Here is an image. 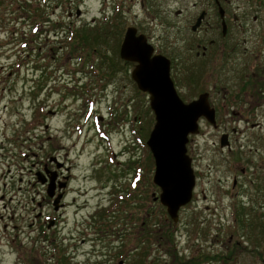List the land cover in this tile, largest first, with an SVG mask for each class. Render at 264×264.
<instances>
[{
  "label": "rangeland",
  "instance_id": "obj_1",
  "mask_svg": "<svg viewBox=\"0 0 264 264\" xmlns=\"http://www.w3.org/2000/svg\"><path fill=\"white\" fill-rule=\"evenodd\" d=\"M200 4V0H0V125L11 129L16 126L18 170L29 167L30 160L22 156L31 149L39 154L35 161L41 156L46 159L48 154L43 152L47 149L55 156L68 152L75 167L73 185L75 189L78 187L77 192L70 193V201L73 196L76 201L67 208V218L52 230L42 220L30 226L32 214L28 207L33 194L18 193L17 217L10 222L11 230L0 238V264H62L59 261L62 253L73 264H122L126 254L123 257L119 251L123 243L129 247L126 264H131L138 256L137 242H127L125 235L116 234L123 221L117 222L114 218L115 234L101 239L94 231L92 219L93 211L102 205L115 210L118 217L127 199L130 210L131 205L138 209L135 203H143L140 206L144 220L150 217L145 234L157 235L155 240H147L140 246L139 252L147 248L144 264H171L172 261L186 264L194 234H219L226 248L237 243L234 252L229 253L234 256L229 261L232 264H264V225L261 227L264 224V127L252 130L243 120L248 115L233 113H222L224 125L219 130L200 122V132L191 135L188 143L198 179L195 194L181 209L178 222L172 223L166 208L153 199L154 158L153 170H145L148 151L142 133L152 117L153 128L155 115L149 95L140 91L132 79L134 64L122 60L120 48L119 54L116 53L112 38L108 44L97 46L112 57L118 68L123 67L113 74V85L102 90L99 85L107 84L101 81V75L107 71V66L100 64L102 58L97 54L88 58L86 53L83 57H74L58 39L66 35L69 25L79 30L84 25L96 27L109 21L113 7L117 6L123 11L127 26L135 25L139 32L145 33L162 54L171 58V45L177 37L185 47L177 49L185 53L184 59L198 62L196 50L188 53L185 42L194 38L190 27L199 15ZM77 7L81 12L76 16ZM226 7L231 14L254 12L248 0L226 3ZM71 10L73 16L69 18ZM40 15V22L49 19V23H44L48 31L43 29L33 34L32 27L38 24ZM245 19H248L244 23L247 27L260 25L253 23L249 16ZM57 22L63 27L55 28ZM242 36L249 38V33ZM177 67L178 72L173 69L176 74L184 72L180 64ZM196 70L202 74V67ZM115 87L123 88L116 104L112 94ZM99 114L105 117L104 121L97 120ZM118 115L122 118L120 122L115 117ZM45 124L51 128L48 141L40 139V125ZM25 126L29 130L28 141L23 136ZM222 131L230 134V148L220 145ZM138 176L142 177L139 190L143 199L132 188ZM235 177L239 181L234 186ZM38 195L41 197L34 193L40 199ZM53 210L52 204L43 209L50 216ZM14 223L17 230L13 228ZM15 232L18 235L11 243L8 238ZM169 233L175 245L167 239L159 240L160 235ZM232 236L234 241L230 242Z\"/></svg>",
  "mask_w": 264,
  "mask_h": 264
},
{
  "label": "flooded vegetation",
  "instance_id": "obj_2",
  "mask_svg": "<svg viewBox=\"0 0 264 264\" xmlns=\"http://www.w3.org/2000/svg\"><path fill=\"white\" fill-rule=\"evenodd\" d=\"M233 1L239 0H200L201 10L195 22H192L193 24L191 23L190 27L194 38L185 42L188 53H192L196 50L198 62H194L190 58H188V60L184 59L185 53L179 52L177 49L185 47L181 44L182 41H178L176 37L171 45V76L184 102L190 103L197 100L200 95H203L209 112L212 110L214 113V122L211 121L209 117L202 116L199 120V124L200 122L201 124L205 122L210 126L212 125L214 130H219L221 126L224 125L222 113L242 114L248 115L249 117H247V119L240 118V120L243 119L246 125H250L252 130L257 131L264 127V0H248L250 10H254L253 14L241 11L239 15L236 12L231 14L226 7V3L230 4ZM75 9V14L77 16V10H81V8L77 7ZM68 16L69 18L73 16L72 10L69 11ZM247 16H249L253 23H260V25L245 26L246 24L244 25V23L248 21V19H245ZM200 18L199 25L194 28ZM45 22L49 23V19L43 20L42 22L37 21L38 24L32 27L33 34L42 32L43 29V32H47L48 28L44 25ZM246 33H249V38L242 36ZM153 46L155 48L153 54L161 53L157 46L154 44ZM111 62L112 61H110V64H107V71L101 75V81H106L107 83L99 85L102 90L113 85L111 78L114 73L123 70V67L118 68L115 63L113 67ZM199 62L200 65L197 64ZM131 63H133L134 66L136 65L134 62ZM179 64L182 66L184 72L178 75L176 73L178 72L177 66ZM198 66L200 68L202 67V74L189 72L190 68L196 69ZM174 68L177 72H174ZM3 90H6L5 86H3ZM112 90V94L115 95L114 98L116 100L114 104L119 103L123 88L115 87ZM187 90L188 93H186ZM113 110L114 108L111 107L110 111L112 112ZM50 113H54L53 110H50ZM115 117L117 118V122L122 121L121 116L118 115ZM104 118L102 114L97 115V120L99 122L104 121ZM27 126L24 128L25 135L23 136H25V140H27L26 135L29 131L26 128ZM40 129V139H47L46 141L50 140V125H40ZM12 130L13 133L11 132ZM15 130V125L13 129L8 125H0V238L6 235L4 232L11 230L10 222L17 217L15 205L18 201V193L27 192L33 194L30 196V206L28 207L32 214L30 226L42 220L44 226L46 225L47 228L52 230L59 228V225L67 218V208L71 207V202L73 200L76 201V197L74 196L72 201H70V193L77 192L78 190V187L75 189L73 185L75 167L73 162L69 160L68 152L64 156H55L51 155L50 150L47 149L43 152V155L48 154L47 158L44 159L43 156H41L39 161H35L34 158L38 153L36 154L30 148L31 152L28 153L26 151L23 153L24 156H22L24 160H30L29 167L25 166L26 169L24 171L23 169L19 171L18 146L15 140L17 134ZM138 130L139 129H137V131ZM137 131L136 135L140 138ZM139 132L141 134L140 130ZM223 134L229 133L222 131L220 135L221 138ZM240 155L242 156L241 153ZM140 176L136 177V181L132 184L133 186H131L134 188L133 190H138L137 195L142 198V193L139 190L142 178ZM245 176L248 175L245 174ZM197 181L196 173V184ZM238 181V177H235L234 186L237 185ZM49 187H52V192L54 193L53 197L49 194ZM154 189L153 199L155 202H160L158 197L162 190L158 185H156ZM45 191L46 194L44 193ZM34 193L41 194V197L38 195L40 199L36 198ZM194 194L195 191L193 192V197ZM56 198H58L59 210L55 209L54 200ZM123 199H121V201H123ZM128 200L129 199L123 203L122 210L120 211L121 215H118V217L115 216L117 213L115 210L108 207L106 208L102 205L100 207L98 206L97 211H93L95 214L92 215V219L94 220V231L101 239L115 234L113 231L117 227L114 226V223L112 224L114 218L117 219V222L120 220L123 221L122 228L117 230L116 234L125 235V240L127 242L132 240L137 242L135 248L137 249L138 256L131 264H138L143 259L147 249L144 248L142 250L143 252H139L141 244H145L147 240H155L157 235L154 233L151 235L145 234V220L142 214L143 208L140 206L143 205V203L140 202L141 204L139 205L135 203L138 209L134 208V204L131 205L133 209L130 210ZM50 204H52L54 209L52 213L53 216H50V214L47 215V213L43 211V209ZM184 207L185 206L181 207V209ZM37 209H39V211L34 214V211ZM238 210L239 208L237 209V216ZM3 211L5 212L4 214L2 213ZM33 214L35 218H33ZM140 217L142 218L139 222ZM49 220H53L52 227H49ZM169 220L172 223L178 222L174 221L171 217ZM236 221H238V217H236ZM245 222L246 220H243L242 223L246 225ZM39 224L41 225V221ZM251 224V226H254V222H251ZM171 226H173V224H171ZM13 228H17L16 223H14ZM17 235L18 233L16 232L13 237L10 234L11 238H8V240H11V243L13 241L15 242ZM122 237L124 236L120 238ZM159 237V240L167 239L172 245H175L176 241L173 239L172 233L163 236L160 235ZM192 237L190 241L191 251L190 255L186 256V264H232L229 261H232L234 256H232V254L229 256V253L234 252L233 250L236 248L237 243H234L233 247L228 246L226 248V243L224 240L221 241L219 234L216 236L213 234H194ZM233 238L232 236L231 239H229L230 242L234 241ZM120 247V254H126L125 257L124 254L122 255L124 260L121 261V263L126 264L129 258L128 244L123 243ZM254 250L255 249H253V251ZM171 264H173V261Z\"/></svg>",
  "mask_w": 264,
  "mask_h": 264
},
{
  "label": "water",
  "instance_id": "obj_3",
  "mask_svg": "<svg viewBox=\"0 0 264 264\" xmlns=\"http://www.w3.org/2000/svg\"><path fill=\"white\" fill-rule=\"evenodd\" d=\"M81 10L77 11L80 15ZM201 18L194 28L199 25ZM155 48L145 33L131 25L126 29L120 56L123 60L136 63L132 79L138 88L148 93L155 123L147 146L155 161L153 181L161 188L159 199L166 206L170 217L179 220L181 207L193 198L196 175L192 157L188 153L191 135L200 132L202 116L214 122V113L208 110L203 95L190 103L179 95L171 76V59L164 54H153ZM221 146L230 147L229 134H223ZM49 194L54 196L52 187ZM58 198L54 205L57 208ZM53 224L51 220L49 227Z\"/></svg>",
  "mask_w": 264,
  "mask_h": 264
},
{
  "label": "trees",
  "instance_id": "obj_4",
  "mask_svg": "<svg viewBox=\"0 0 264 264\" xmlns=\"http://www.w3.org/2000/svg\"><path fill=\"white\" fill-rule=\"evenodd\" d=\"M113 10L114 11L112 12V17L108 18L109 21L106 20L101 25H95L96 27L84 25L79 30H76L75 28L71 27V25H69L68 28L65 29L64 34L66 35H63V37L61 38L58 37V39L61 40L60 42L64 47L70 49V53L74 55V57H83L87 54L86 56L88 58H92L95 54H97L99 58H102V62L100 63L101 66H107V64H110V61H112L111 63L113 66L115 62H113L112 57H109L107 53L103 52L97 47L100 46L101 43L108 44V42L112 38V40H114V43L116 42V53L119 54L120 44L128 26L126 24V21L123 19V11L117 9V6H114ZM40 17L42 16L40 15L38 17V21H40ZM56 26L58 27L55 28H60L63 27V24L57 22ZM26 44L29 45V41H27ZM189 72L200 73V71L192 68H190ZM152 123L153 117L149 120V125L146 127V130L142 133V140L146 146V150L148 151V155L146 157L147 161L145 163L146 171H149L150 169L153 170L154 168L153 156L151 154V151L147 148L148 146L146 144V141L152 129ZM149 218V216H146L145 225H147V223L149 222ZM263 225L264 224H262L261 227H263ZM59 261L62 264H73L70 258L66 256V253H62L60 255ZM138 264H143V259Z\"/></svg>",
  "mask_w": 264,
  "mask_h": 264
}]
</instances>
